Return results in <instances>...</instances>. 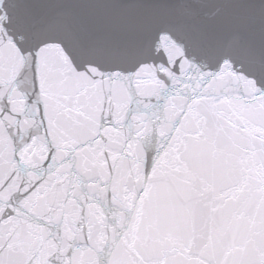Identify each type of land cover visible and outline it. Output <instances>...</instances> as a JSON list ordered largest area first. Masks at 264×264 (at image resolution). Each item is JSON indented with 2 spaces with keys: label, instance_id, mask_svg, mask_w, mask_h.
<instances>
[{
  "label": "snow or ice",
  "instance_id": "obj_1",
  "mask_svg": "<svg viewBox=\"0 0 264 264\" xmlns=\"http://www.w3.org/2000/svg\"><path fill=\"white\" fill-rule=\"evenodd\" d=\"M0 264H264V0H0Z\"/></svg>",
  "mask_w": 264,
  "mask_h": 264
}]
</instances>
